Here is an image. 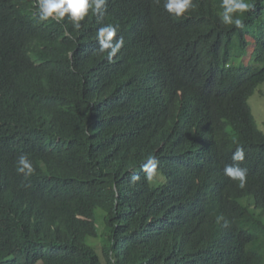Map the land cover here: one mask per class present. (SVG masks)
<instances>
[{
  "label": "trees",
  "instance_id": "1",
  "mask_svg": "<svg viewBox=\"0 0 264 264\" xmlns=\"http://www.w3.org/2000/svg\"><path fill=\"white\" fill-rule=\"evenodd\" d=\"M165 2L108 0L76 28L40 21L37 0H0V264H264V131L249 103L264 0H248L243 29L221 22L222 0L179 17ZM107 24L124 40L111 60ZM248 37L254 62L236 65ZM226 165L248 170L244 188ZM101 233L105 263L88 243Z\"/></svg>",
  "mask_w": 264,
  "mask_h": 264
},
{
  "label": "clouds",
  "instance_id": "2",
  "mask_svg": "<svg viewBox=\"0 0 264 264\" xmlns=\"http://www.w3.org/2000/svg\"><path fill=\"white\" fill-rule=\"evenodd\" d=\"M107 2L108 0H37V15L40 21H47L49 18L61 20L67 15L73 22L74 27L79 28L80 21L85 18L90 9L98 16H103L106 12ZM194 6L193 0H166L164 3L165 10L176 17L184 15ZM221 7L223 9L221 22L224 25L244 28L243 14L252 8V4L248 0H222ZM116 36L117 27L111 24L104 25L97 31L100 51L107 52L109 60L116 55L124 44L122 37L116 39L113 43V38ZM232 158L234 161H243L245 158L243 147H238ZM16 171L26 177L33 174V164L27 154H21L18 157ZM143 171L146 173L148 181L155 178L157 175V160L155 157H148L147 162L143 165ZM223 172L231 180L238 181L240 188L245 187L248 174L246 168L239 165H226ZM132 179L135 182L139 179V176H134Z\"/></svg>",
  "mask_w": 264,
  "mask_h": 264
},
{
  "label": "rangeland",
  "instance_id": "3",
  "mask_svg": "<svg viewBox=\"0 0 264 264\" xmlns=\"http://www.w3.org/2000/svg\"><path fill=\"white\" fill-rule=\"evenodd\" d=\"M248 39L250 43H249L248 48L246 49V52L244 54H238L234 58V62L236 63V65L251 64L254 62L253 61L254 59L253 50L255 48V45L251 38L248 37ZM249 103L252 106V109L256 117L259 128L264 131V83L261 84L256 90V92L254 93V95L250 97ZM104 241H105V238H104L103 233H101L99 237L88 239V243L94 246L96 251L99 253L102 261L105 263L106 260L103 256ZM36 264H42V262H38Z\"/></svg>",
  "mask_w": 264,
  "mask_h": 264
}]
</instances>
